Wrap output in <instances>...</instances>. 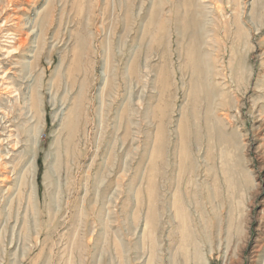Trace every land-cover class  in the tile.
Here are the masks:
<instances>
[{
    "label": "rangeland",
    "instance_id": "rangeland-1",
    "mask_svg": "<svg viewBox=\"0 0 264 264\" xmlns=\"http://www.w3.org/2000/svg\"><path fill=\"white\" fill-rule=\"evenodd\" d=\"M0 264H264V0H0Z\"/></svg>",
    "mask_w": 264,
    "mask_h": 264
},
{
    "label": "bare ground",
    "instance_id": "bare-ground-1",
    "mask_svg": "<svg viewBox=\"0 0 264 264\" xmlns=\"http://www.w3.org/2000/svg\"><path fill=\"white\" fill-rule=\"evenodd\" d=\"M178 203H179V202H178ZM178 208H179V206H178ZM180 214H181V213H180ZM182 215H183V214H182ZM151 219H152V218H151ZM148 220H150V218H149ZM196 260L198 261V260H199V258H197Z\"/></svg>",
    "mask_w": 264,
    "mask_h": 264
}]
</instances>
